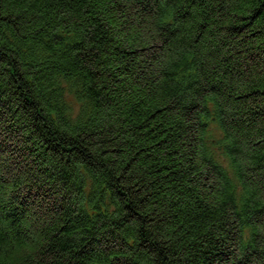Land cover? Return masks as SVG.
Instances as JSON below:
<instances>
[{"label":"trees","instance_id":"16d2710c","mask_svg":"<svg viewBox=\"0 0 264 264\" xmlns=\"http://www.w3.org/2000/svg\"><path fill=\"white\" fill-rule=\"evenodd\" d=\"M0 264H264V0H0Z\"/></svg>","mask_w":264,"mask_h":264}]
</instances>
